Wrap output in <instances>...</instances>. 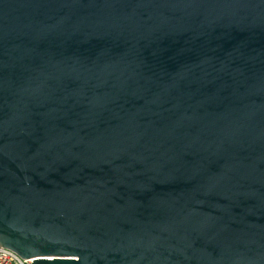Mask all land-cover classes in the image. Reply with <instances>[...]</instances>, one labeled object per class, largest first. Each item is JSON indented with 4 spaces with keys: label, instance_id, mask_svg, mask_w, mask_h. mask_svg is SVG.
I'll use <instances>...</instances> for the list:
<instances>
[{
    "label": "water",
    "instance_id": "1",
    "mask_svg": "<svg viewBox=\"0 0 264 264\" xmlns=\"http://www.w3.org/2000/svg\"><path fill=\"white\" fill-rule=\"evenodd\" d=\"M0 248L264 264V0H0Z\"/></svg>",
    "mask_w": 264,
    "mask_h": 264
},
{
    "label": "built area",
    "instance_id": "2",
    "mask_svg": "<svg viewBox=\"0 0 264 264\" xmlns=\"http://www.w3.org/2000/svg\"><path fill=\"white\" fill-rule=\"evenodd\" d=\"M31 259L21 258L8 248H0V264H31Z\"/></svg>",
    "mask_w": 264,
    "mask_h": 264
}]
</instances>
